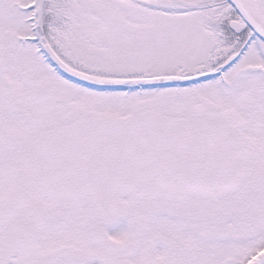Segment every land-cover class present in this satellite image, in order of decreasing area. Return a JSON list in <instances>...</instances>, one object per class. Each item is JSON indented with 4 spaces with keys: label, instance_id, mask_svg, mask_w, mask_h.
Instances as JSON below:
<instances>
[{
    "label": "snow or ice",
    "instance_id": "1",
    "mask_svg": "<svg viewBox=\"0 0 264 264\" xmlns=\"http://www.w3.org/2000/svg\"><path fill=\"white\" fill-rule=\"evenodd\" d=\"M0 264H264V0H0Z\"/></svg>",
    "mask_w": 264,
    "mask_h": 264
}]
</instances>
